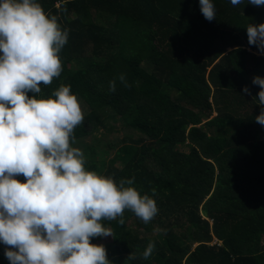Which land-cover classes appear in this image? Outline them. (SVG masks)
Listing matches in <instances>:
<instances>
[{
  "label": "trees",
  "instance_id": "obj_1",
  "mask_svg": "<svg viewBox=\"0 0 264 264\" xmlns=\"http://www.w3.org/2000/svg\"><path fill=\"white\" fill-rule=\"evenodd\" d=\"M38 2L69 30L61 76L41 85L38 98L70 85L88 108L73 146L84 147L111 118L144 137L108 162L100 142L86 158L88 170L117 182L134 177L132 186L159 208L148 224L128 210L124 225L104 221L113 232L112 264H264V126L255 120L261 89L252 83L264 78V54L246 31L264 24V6L213 0L209 22L199 0ZM121 73L131 87L117 80L111 92Z\"/></svg>",
  "mask_w": 264,
  "mask_h": 264
},
{
  "label": "clouds",
  "instance_id": "obj_2",
  "mask_svg": "<svg viewBox=\"0 0 264 264\" xmlns=\"http://www.w3.org/2000/svg\"><path fill=\"white\" fill-rule=\"evenodd\" d=\"M199 4L207 21L216 19L213 0ZM247 4L262 7L264 0ZM246 31L249 45L264 54V24L249 23ZM68 40L69 30L38 0H0V243L10 264H112L106 247L92 243L113 237L104 221L124 225L128 210L148 224L159 212L152 196L132 186L134 177L117 182L86 168L85 153L73 146L84 109L70 85L38 98L41 85L61 76ZM117 80L131 87L121 73L109 82L111 92ZM252 83L261 89L255 120L264 126V78ZM243 91L251 95L248 87ZM155 248L149 242L143 259Z\"/></svg>",
  "mask_w": 264,
  "mask_h": 264
},
{
  "label": "rangeland",
  "instance_id": "obj_3",
  "mask_svg": "<svg viewBox=\"0 0 264 264\" xmlns=\"http://www.w3.org/2000/svg\"><path fill=\"white\" fill-rule=\"evenodd\" d=\"M82 105L84 109V114H86L88 108L83 103ZM216 115L217 112H214L212 114L213 117H215ZM131 138L144 139V137L141 136L136 131L126 128L121 120L111 118L108 122L107 127L99 126L98 130L95 132L93 136H89L83 139V143L85 144L84 147L82 143L79 144L77 143L75 147L80 148L85 153V157L88 158L90 147H92L93 145L98 146L100 142V146H99L100 148L104 144V146H108L110 149L108 155L104 156V158L106 157V162H108L110 161V159L115 157L116 150L123 144L129 142ZM100 148L97 151H101ZM178 149H180L181 151L188 150V148L184 147L183 145H178ZM111 241H112V237H107V238L100 237V238H94L92 240V243L97 245H104L107 249L111 246ZM214 242L216 241L214 240ZM3 246H4L3 244L0 245V260H1L0 264H8V263L10 264L9 260L4 255L5 250H3ZM114 260L116 261H113V264H119L117 258Z\"/></svg>",
  "mask_w": 264,
  "mask_h": 264
}]
</instances>
